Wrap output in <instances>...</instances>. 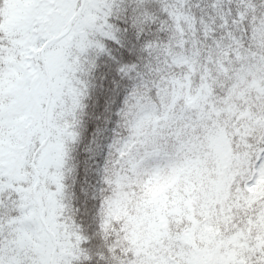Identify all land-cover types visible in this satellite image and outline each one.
<instances>
[{
    "label": "snow or ice",
    "instance_id": "6c2138e0",
    "mask_svg": "<svg viewBox=\"0 0 264 264\" xmlns=\"http://www.w3.org/2000/svg\"><path fill=\"white\" fill-rule=\"evenodd\" d=\"M0 264H264V0H0Z\"/></svg>",
    "mask_w": 264,
    "mask_h": 264
},
{
    "label": "trees",
    "instance_id": "16d2710c",
    "mask_svg": "<svg viewBox=\"0 0 264 264\" xmlns=\"http://www.w3.org/2000/svg\"><path fill=\"white\" fill-rule=\"evenodd\" d=\"M160 191H161V189L159 187H155L152 190V194L159 193Z\"/></svg>",
    "mask_w": 264,
    "mask_h": 264
}]
</instances>
